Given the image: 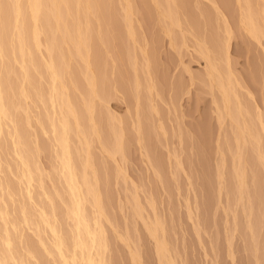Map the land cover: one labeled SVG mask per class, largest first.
Segmentation results:
<instances>
[{
	"label": "bare ground",
	"instance_id": "6f19581e",
	"mask_svg": "<svg viewBox=\"0 0 264 264\" xmlns=\"http://www.w3.org/2000/svg\"><path fill=\"white\" fill-rule=\"evenodd\" d=\"M148 1L152 2V8ZM148 1L0 0V169L4 162L1 154L3 152L7 154L9 143L14 157H10L11 163L5 159L7 162L5 165L9 170L8 173L13 174L12 179L14 174L15 177L17 176L16 181L7 175L2 179L1 173L4 174V171L1 170L0 192L6 193L5 195L10 196L11 200L14 198L12 194L19 190L18 192L22 191L21 194L24 195L20 199H28L26 203L19 201V209L16 208L20 211L21 219L19 216L12 218L10 214L15 210L13 209L15 201H11L13 206L9 212L7 196L3 198V194H0V226L2 225L3 230L0 232V264H32L31 262L34 264L33 260L30 261L31 258L36 262L39 260V263L41 259L43 264H51L52 260L54 264H112L110 262L113 259L108 258L113 256H104L109 244L103 221H100L106 218L105 222H107L112 216L109 214L107 218L108 214L105 212L110 202V195L103 196L102 189L105 188H101V185L107 186L109 174L112 172L110 162L115 165L112 174L115 171L116 175L118 171L121 172L117 157L123 161L127 154V145L131 140V137L127 136V126L123 125L124 122L128 124L126 123L128 121L124 120V115L122 121L109 109L108 100L116 94L114 91H122L129 102H132L134 117L132 120L129 119L131 121L129 125L134 129L135 139L146 156L151 147L150 143L155 142L154 139L157 140L158 135H161L160 132L157 134V129L161 130L163 136L167 133L161 124L159 108L155 104L157 102L155 97H159L161 92L156 91L152 78L151 56L148 52L151 47L146 44L148 42L145 31L137 32L133 24L135 22L139 27L141 26L143 19L135 17L133 22V16L137 13L142 15L145 12L153 17L154 12L158 31L163 32L167 37L168 45L177 51L179 57L181 52L183 54L186 51V56L203 60V74L200 75H203L208 93L212 97H210L211 104H214L213 112L218 127L216 141L220 143L222 138V142L227 144L232 139L234 145L232 142L230 144L234 146L236 152L232 157L237 163L233 168L232 177L236 180L237 187L234 188L235 194L231 192L234 189L230 192L237 194V197L234 195L231 197L241 201L245 196L246 203H243L245 206L242 204L244 217L250 219L251 216L252 218L260 216H255L254 213L258 208L254 211L253 207L256 204L260 205L264 200L256 186L260 179L255 171L256 167L261 166L264 172V73H261L259 79L255 80L253 77V83L247 82L242 75L243 72L239 73L234 67L232 43L235 41L234 44L238 45L243 42L247 48L251 45L253 51H258L257 54L261 55L264 62V0ZM195 25L202 28H199L202 30H199L200 33H195L197 32L194 29ZM206 31L212 34L206 35ZM153 36L155 37L154 34ZM154 37V41L158 39ZM236 38L240 39V42ZM147 46L150 47L149 50ZM137 50L142 55L141 64ZM180 62L182 63L181 58ZM183 66L185 70L188 69V65L183 64ZM140 72L147 76L145 92L140 89L142 86ZM193 75L189 72L190 83L195 78ZM32 119L35 120L34 125ZM225 125L231 130L229 133L231 139L223 129ZM48 132L49 138L46 135V141L38 140V133L48 134ZM94 142L97 143L98 153L93 151ZM248 146L252 151L251 156L247 155ZM43 150L51 153L53 158L50 159L53 163L49 161L52 164V171L45 170L49 173V178L52 176V179H55L49 181L53 183L52 189L49 190L42 182L45 168L40 165L39 154ZM150 151L149 153L153 150ZM9 155L5 156L8 160ZM156 157H152L151 161H157ZM247 166L250 167L252 179L250 182L253 183V190L250 193L247 188L249 186ZM14 172H19V176ZM51 172L53 175H50ZM34 181L37 185L33 184ZM20 184L24 185L20 186ZM36 186L42 189L39 193L45 194L47 201L40 202L39 197L42 195L39 193L40 196L37 194V198L34 197L37 192H32V189ZM129 192L132 196L129 195L128 199L131 198L132 205L130 202L129 204L134 209L130 215L133 213V218L138 216L140 219L141 211L144 209L141 210V202L138 201L137 195L130 190ZM227 192L231 195L229 191ZM148 201L147 203L151 202ZM1 202L6 205H2ZM48 213L53 216V220L51 217L49 219ZM154 215H151L155 218L154 221H143L144 230L146 229L154 240L152 242L155 251L152 250L154 252L152 254L157 257L158 264H175L164 235L159 236L160 232L164 234V225ZM63 217L71 220V223H66L70 226H67L68 230L62 231L59 230L62 226L56 223H63L61 222ZM246 217L244 219H247ZM147 219L150 220L148 217ZM256 220L259 219L254 221ZM20 224L28 229L32 228L31 236L23 235L22 230L18 229ZM113 226L115 227L114 224ZM247 226L252 230V223ZM46 228L49 236L45 234ZM32 236L35 238L33 239ZM114 237H120L123 242H127L120 234ZM256 248L255 246V252ZM127 250L131 249L127 248ZM123 251L125 250H122V253ZM128 253L134 264H138L140 258L137 260L139 255L135 250ZM254 262L259 264L258 257Z\"/></svg>",
	"mask_w": 264,
	"mask_h": 264
},
{
	"label": "rangeland",
	"instance_id": "374dc122",
	"mask_svg": "<svg viewBox=\"0 0 264 264\" xmlns=\"http://www.w3.org/2000/svg\"><path fill=\"white\" fill-rule=\"evenodd\" d=\"M231 1H233V0H230V2ZM151 3L152 2H149L150 7L152 6ZM229 12H230V10H228V13ZM135 15L136 16H133L134 17L133 22H134L135 17L138 19L139 18L143 19L140 27L135 22L133 23L134 26L136 27L137 32L145 31L146 40L148 42L146 44L147 45L149 44L148 46H150L152 48L151 49L150 47L147 46L148 50L150 48V50L148 51L149 55L151 56L150 57V59H151L150 68L153 70L152 71L150 69L152 71V72L151 71L150 72L153 75L152 78H154L156 91L161 92V93L158 92L160 94L159 97L158 96L155 97V101H157V102H155V104L159 108V111L161 113V114L159 113L160 114L159 116H161L162 118L161 117L160 118L163 120V121L161 120V124L163 125V128L166 130V131L165 130L164 131L167 133L165 134V136H163L161 133V130L159 128L157 129L158 130L157 134L160 132L159 134H161V135H158L157 140L154 139L155 142H157L156 144L154 141H152V143H150L151 147L149 150H151V151L153 150V151L152 152L150 151L151 153H149V150H148V153L146 156L145 151L143 152V150H142L143 148L140 147V145L138 144V142L135 139L134 129L131 128L129 125L131 123L130 120H132L134 117L133 112H132V110H133L132 102L131 103L129 102V99L126 98V96L123 94L122 91H120V92H119V90H117L118 92L116 90L114 91V94L115 93L116 94L111 97L112 98L111 100H108L109 109L111 111H113L115 116L119 117V119H121L122 121H124V120L128 121V122H126L128 124H125V122H124V124L123 123L122 124L125 125V127L127 126V128H126V130L128 129L127 130L128 131L127 136L131 137V140L129 141V143H130V144H128L129 146L127 145V150H126L127 154H126L125 158L123 159V161L118 159V157H117L118 164L121 167V172L118 171V174L116 175L115 173H117V172L115 171V173L112 174V172H114V170H115V169H113V168H115V165H113L114 164L113 162L112 163L110 162V165L112 167V169H111L112 172L109 174L110 176L108 177L109 180L107 182V186L101 185V188H105V189H102L103 196H105L104 194H106L107 197H109V195H110L109 205L106 206L107 208L105 207L106 208L105 210L108 211V213H107V211H105L106 214H108L107 218L110 215H112V216H110L109 218L113 217V219L108 218V220H110L111 222L108 220H107V222H105L106 218H104L105 220H103V218H102V220L100 219L101 222L103 221L102 224L105 227L104 231H105V236L108 240V244H109L108 246H109V248L111 247V249H109V248L107 249V252L105 250L106 255L104 254V256H106V257H109V256L112 257L113 256V258H108V259H113L110 262L112 264L113 263L114 264H128V263L134 264V262L130 259V257H128V256H130L129 255L130 253H128V252L135 250V252L139 255V257H137V260L140 258L139 259L140 263L138 262V264H158L157 257L155 256V254H152V253H154L153 251H155L154 246H153L154 240L152 239V237L150 235H148L146 229L144 230L145 226H144V222H143L144 220L146 222L154 221L155 218H152L151 215L153 216L154 214L157 213L156 215H154V217L159 219V222L162 223V225H164L163 226L164 227V234H162L160 232L159 236L161 237L162 235H164V237H165L164 240L168 244L167 246H168V249L170 250L169 252H170V254L172 253V255H173L172 257L174 258L175 264H256V262H254L256 257H258L259 264H264L263 263L264 262V241H263L264 240V230H263L264 229V214H263L264 213V204H263L264 203V200H263L264 199V172L262 170V167L261 166L256 167L257 169L255 170L256 173L258 174V179H260V180L257 179L258 180L257 182L259 183V185L257 183L256 186H257V188H259V192H260V195H262V200H263L262 201L263 203L261 202L263 205L260 203V205L256 204L253 207L254 211L258 208L254 213L255 216L260 215L259 217H257L259 220H256L257 221L256 222L254 220L257 218H252V216L250 217L251 220L248 219L246 216L245 217L248 220L244 219L245 217L243 216L244 215L243 207L245 205L243 203L245 202L244 201L245 196H244V199L241 201H237V199H235L237 197V194L234 195L235 194L234 188L237 187V185H236L237 182L234 179V177H232V176H233V172H234L233 168L237 163H236V160L233 161L232 157L234 156V154L236 152L234 150L235 148L233 146L234 143L231 139V134L229 135L231 130H229L228 126L225 125V127L223 129L230 136L229 139H231V142L233 145L230 144L231 143L230 140H229V143L224 144V141L222 142V138L220 139L221 144L216 141L217 140L216 135H217L218 127H217V122H216L215 115L213 112L214 104H211V102H212L211 98L212 97L208 93L209 90L207 88V85H206V82L203 78V75H200V74H203L202 73V71H203V68H202L203 60L200 58L192 59L189 57L188 54H187L188 56H186L185 50H183V51H185L183 54H182V52L180 53V57H179L177 54V51L172 49L168 45L167 37L163 34V32L161 30L158 31L159 30V29H157L158 25L155 22L156 20H154L156 18L154 12L152 13L153 17L152 16L150 17V15L146 14L145 12L142 15L138 14V13ZM199 28H201V27H198L195 25L194 29H195V31H197L195 33H200L202 31L201 30L202 28L201 29H199ZM149 29H150V31H149ZM199 30H201V31H199ZM153 31H154V33H152ZM153 34L155 35V37L153 36ZM209 34H212V32L206 31V35H209ZM153 37L154 38L157 37L158 39H155V41H154ZM237 38H236V40L240 42L241 38L240 39H237ZM140 42H142V41H140ZM234 42L235 41H233V43H232V49H233L232 53L234 55L233 56L234 67L238 70L239 73L243 72L242 75H244V78L247 82L250 81V83H253L254 79L255 80L259 79V77H261V75L264 73V68H263L264 62L261 58V55L257 54L258 51L257 52L255 50L253 51L254 48H252L251 45H249V47L247 48V45L244 44L243 42L239 43L238 45L237 44L235 45ZM245 45H246V47H245ZM256 50H258V49H256ZM137 53H138V58L141 61L142 55H140L141 53H139L138 50H137ZM255 55L258 57L260 56V57L258 58ZM180 58L182 60V63L180 62ZM141 63H142V61L140 62V64ZM183 64L188 65L187 70L184 69ZM188 71L192 75L194 74L193 76L195 78L193 79L192 83H190L191 81H189L190 79H188L189 78V72ZM156 73H158V74H156ZM140 77H141L140 79H142L141 80L142 86L140 89L143 92H145L146 91V85H147L146 84L147 79H145V78L147 76L144 73L140 72ZM253 77H254V79H252ZM200 79H203V80H200ZM203 81L205 82V84ZM167 101H168V104H167ZM170 103H172L174 106L173 105L171 106ZM127 105L129 108H132V109H129L127 107ZM129 105H131V106H129ZM38 109L40 110V108H38ZM36 110H34V112ZM150 114H151V112H150ZM122 115H124L125 119ZM126 116H127V118H126ZM152 121H154V123H157V121L154 119H152ZM33 123H35V120L32 121V124ZM150 123H151V121H150ZM152 124H153V122H152ZM128 126H129V128H128ZM172 132H173V134H172ZM189 134H190V136H189ZM46 135L48 137L49 132H48V134L47 133L46 134H43V133L39 134L38 133V135H37L38 140L40 139L42 141H46L47 140ZM184 136H186L187 138H185ZM188 137H189V139H188ZM159 139H160V141H159ZM40 142L41 141H39V143ZM94 144H93L94 145L93 151H95V153H98L99 149H98L97 143L94 142ZM217 144H219L218 147H217ZM8 149L9 150L11 149L9 143L7 144V154L4 152L1 154L2 155L1 158L3 157L2 161H4V162H2L1 169H0V171L1 170H2V172L4 171V174L0 172L2 174V179L5 178L6 175L8 177L13 176L12 173L11 174L8 173L9 170H8L7 166L5 165L8 161L11 163L12 158H10V157H14L12 150L9 151ZM47 150H45V151L43 150L39 154V162L41 163L40 165H42L41 167L45 168V169L42 168L44 170V172H45V170H46V172H50V170L52 169V167H51L52 164L50 162L53 163V160H50V159H53L51 157V153H49L50 151L48 150L49 151L48 152ZM230 151H232V152H230ZM47 152L49 155L47 154ZM175 152H177V153H175ZM8 154H10L9 160L7 157H5V156H8ZM144 154L146 157H144ZM150 154H151V156H150ZM247 155L248 156L252 155V151L250 150L249 146L247 148ZM152 157H156L157 161L156 160L151 161V159H153ZM5 159L7 160V162ZM160 163L162 165H160ZM220 163L221 164L223 163V165H221ZM12 164H14L13 161H12ZM176 164H178V165H176ZM150 165H151V167H150ZM217 165L220 166V168H218ZM216 166H217V168H216ZM249 169H250V167L247 166L246 174H247L248 178H247V176H246V178H247V181L250 183L249 184L247 182V185H249L247 188H249L248 192L250 193V191L253 190L252 189L253 183L250 182L252 179H251V172H250L251 170H249ZM216 170L218 172H216ZM13 171H15V170L13 169ZM221 171H222V173H221ZM46 172L44 174H46L47 176L44 174L42 175L43 176L42 182L45 183V187L47 188V190H49V189H52L51 186L53 184L50 182L55 180V179H52V176H50V178H51V180H50L49 173H46ZM119 172H120V174H119ZM214 172L217 173V175ZM14 173H16V175L19 176V174H18L19 172H14ZM219 173L221 174V176ZM248 173H250V174H248ZM51 174H52V172L50 173V175ZM3 175H4V177H3ZM163 175H164V177H163ZM42 176H41V178H42ZM16 177L14 174V179H12V177H11V179L16 181ZM123 177H124V179H123ZM36 181H37V179H36ZM35 183L36 182L34 181L33 184H35ZM44 183H43V186H44ZM23 185L24 184H22V185L20 184V186H23ZM35 185H37V184H35ZM124 185H126V186H124ZM233 185H234V187H233ZM33 187H35V186H33ZM125 187H126V189H125ZM129 187L133 191L131 189H129ZM37 188L38 187L36 186L35 189L33 188L34 190L32 189V192L33 191L37 192V193L35 192L36 193L35 196L33 195L36 198H37L36 195L40 191H42L41 188H38V190H37ZM39 189H41V190H39ZM122 189H123V191H122ZM124 190L126 192H124ZM129 190L131 191V193L134 192V194L137 195V197L139 199L138 201L141 202L140 203L141 210L144 209L143 211H141L142 218H140V219H138L139 218L138 216H134L136 218H133L132 217L133 213H132V215H130L131 214L130 212H132L134 209L130 206V204L132 205V200L130 202L131 198L128 199V196L130 195ZM231 190H233V191H231ZM18 191L19 190L15 191V193L12 194V196L15 199L11 198V200L9 199L10 196L5 195L6 193L4 194V192H2V191H1L2 193L0 192V194H3L2 195L3 198H6V196H7V198H6L8 200L7 201L8 202L7 209L9 212L11 210V207L13 206V205L11 206V204H12L11 201H13V202L15 201L16 205L14 204L15 207L13 206V209L15 208V210H17L16 208L19 209V205H20L19 201H21V203L28 202L27 201L28 199H26V197H24L26 200H24L23 198H22V200L20 199L21 196L23 195L21 193H23V192L20 191L21 193H19ZM227 191H229V192L231 191L234 194H232L230 192L231 195H229V193ZM47 192H49V191H47ZM50 192H52V190ZM111 192L113 193V195ZM16 193H18V194H16ZM123 193H125V195ZM210 193H211V196H210ZM39 194H41L42 196H40ZM39 194H38V196H40L39 197L40 202L47 201V200H45V194H43V193H39ZM4 195H5V197H4ZM213 195H215V196H213ZM233 195L236 197L235 198L231 197ZM131 196H132V194L130 195V197ZM150 196H152L153 198L151 197L152 198L151 199ZM16 198H18V199H16ZM144 198H146V199H144ZM260 198H261V196H260ZM6 199L4 201H6ZM148 199H149V201H148ZM39 200H37V202ZM112 201H113V203H112ZM147 201L148 202L151 201V202L147 203ZM9 202H10V204H9ZM116 202L117 203L119 202V203L117 204ZM127 202H128V204H127ZM129 202H130V204H129ZM1 204H2V202H1ZM150 204L151 205L153 204V205L151 206ZM242 204L244 206H242ZM5 205L6 204H4V206ZM153 206H154V208H153ZM228 206H229V208H228ZM8 207H10V208H8ZM129 207H130L131 211L129 210ZM150 207H151V209H150ZM186 207H187V209H186ZM222 209H224V210H222ZM15 210H13L14 213H13V211L11 212L10 216L12 215L11 216L12 218L16 217V216L18 218V216H19L20 217L19 219H21L20 211L19 210L15 211ZM151 210H153V211L151 212ZM230 210H232V211H230ZM188 211H189V213H187ZM233 211H234V214H233ZM13 214H15V215H13ZM48 214H49L48 215L49 219H50V217L51 218L53 217L52 215H50V213H48ZM261 214L263 217H261ZM159 216H161V217H159ZM125 217H127V218H125ZM128 217L130 220L128 219ZM147 217L150 218V220L147 219ZM63 218H64V219H62L63 221H61L63 223H61V224L56 223L60 227L62 226L61 228L58 227L59 230H62V231L64 229L68 230L67 226L69 227L70 225H67V224L71 223L70 222L71 220L66 219L65 217H63ZM141 219H143V220H141ZM234 219L236 222L234 221ZM252 219H253V221H252ZM52 220H53V218H52ZM196 220H198V221H196ZM17 221H18V219H17ZM64 221H65V223H64ZM126 221L129 223L127 224ZM258 221H259V223H258ZM108 222H110V223H108ZM237 222H239V223H237ZM251 223L253 224L252 230H250L247 226ZM257 223H258V225H257ZM63 224H66V226ZM113 224L115 225V227L113 226ZM231 224H232V226H231ZM235 224L237 225L236 227H235ZM132 225H134V227H132ZM22 226H23V224L22 225L20 224V227L18 226V229L22 230V233H24L23 235L27 234V236L28 235L31 236L33 231H31L30 229H32V228L28 229V227L26 228L25 225L23 227ZM63 227H65V228H63ZM124 227H126V228H124ZM1 228H2V225L0 226V232L3 231ZM127 228H128V230H127ZM46 229H47V231L45 230V232H46L45 234H46V236H49L48 228H46ZM43 230H44V227H43ZM116 231H117V233H116ZM119 234L121 237H123V239H125L124 241H127V242H123L122 238L120 239V237H114V236H118ZM33 235H34V233H33ZM256 235H257V237H256ZM136 236H138V237H136ZM166 237H167V239H166ZM34 238H35V236L33 237V239ZM259 241L260 242L262 241L261 243L263 244V246ZM124 243H126V245ZM134 245L136 247H134ZM245 245H247V246H245ZM259 245L261 248L259 247ZM228 246L229 247L231 246L230 250H229ZM255 246L257 247L256 252H255ZM127 248L129 250L130 249L131 250L128 251ZM108 250H110V251H108ZM122 250H125V251H123V253H122ZM251 250L254 251V253ZM261 251L263 252V254ZM120 257H122V258H120ZM253 257H255L254 260H253ZM259 257H260V259H259ZM31 260H33L35 262L34 264H36L39 261L38 260L36 262L32 258L30 259V261ZM48 260L51 261L50 259H48ZM52 261H51V264H54V263H52ZM31 263L33 264V262H31ZM41 263L43 264V262H41V259H40V263L38 262V264H41Z\"/></svg>",
	"mask_w": 264,
	"mask_h": 264
}]
</instances>
